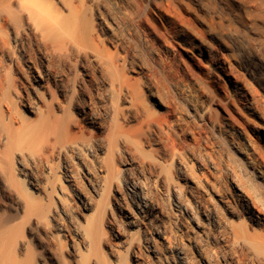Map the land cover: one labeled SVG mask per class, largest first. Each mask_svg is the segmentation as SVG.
Segmentation results:
<instances>
[{
  "label": "bare ground",
  "instance_id": "obj_1",
  "mask_svg": "<svg viewBox=\"0 0 264 264\" xmlns=\"http://www.w3.org/2000/svg\"><path fill=\"white\" fill-rule=\"evenodd\" d=\"M125 1L0 0V264H264V124Z\"/></svg>",
  "mask_w": 264,
  "mask_h": 264
},
{
  "label": "rangeland",
  "instance_id": "obj_2",
  "mask_svg": "<svg viewBox=\"0 0 264 264\" xmlns=\"http://www.w3.org/2000/svg\"><path fill=\"white\" fill-rule=\"evenodd\" d=\"M139 3H142L140 8L143 5L148 14L172 33L190 36L208 50L209 54L201 57L200 66L192 73L194 86L201 89L207 99L232 95L230 87L221 89L215 84L213 63L220 59L225 61L226 71L238 78L247 106L258 115L257 125L264 124L263 0H141ZM252 55L260 61L259 71L254 75L243 66ZM213 107H218L217 103ZM248 130L250 134L242 133L246 141L256 137L251 125Z\"/></svg>",
  "mask_w": 264,
  "mask_h": 264
}]
</instances>
